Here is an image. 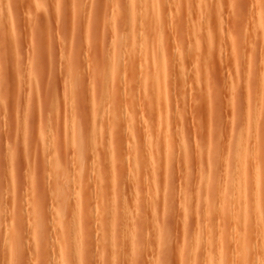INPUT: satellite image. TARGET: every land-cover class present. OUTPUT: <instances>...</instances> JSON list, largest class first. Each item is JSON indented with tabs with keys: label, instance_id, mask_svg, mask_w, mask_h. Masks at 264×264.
<instances>
[{
	"label": "rangeland",
	"instance_id": "374dc122",
	"mask_svg": "<svg viewBox=\"0 0 264 264\" xmlns=\"http://www.w3.org/2000/svg\"><path fill=\"white\" fill-rule=\"evenodd\" d=\"M131 1L0 0V264H264V0Z\"/></svg>",
	"mask_w": 264,
	"mask_h": 264
},
{
	"label": "bare ground",
	"instance_id": "6f19581e",
	"mask_svg": "<svg viewBox=\"0 0 264 264\" xmlns=\"http://www.w3.org/2000/svg\"><path fill=\"white\" fill-rule=\"evenodd\" d=\"M137 1V3H138V6L137 7H135V8H133L132 10H126L127 8L125 7V10L123 11V20H125L126 22H128V24H130L132 21H134V19H135V17H137V20L139 19V17H142L143 16V12H144V10H146V7H147V5L148 4H150V6H151V16H152V18L153 19H159V16L161 15V11H160V5H159V3H158V1L157 0H151V3H150V1H148L147 3H146V0H136ZM198 1V3H199V5H201V6H203L205 3H204V1L205 0H195L194 2H197ZM131 2H133V0L131 1ZM166 2V1H165ZM111 3V2H110ZM112 3H113V1H112ZM111 3V4H112ZM136 3V2H135ZM197 3V4H198ZM127 4V3H126ZM125 4V5H126ZM134 4V3H133ZM113 5V4H112ZM111 5V6H112ZM193 5V4H192ZM194 5H195V3H194ZM199 5H197V6H199ZM149 6V5H148ZM127 7H128V5H127ZM192 7H194V6H192ZM145 8V9H144ZM199 8V7H198ZM0 9H2V8H0ZM108 9V8H107ZM124 9V8H123ZM148 9V8H147ZM3 10V9H2ZM149 10V9H148ZM196 10V9H195ZM147 11V10H146ZM146 11H145V14H146ZM3 12V11H2ZM1 12V13H2ZM0 13V14H1ZM141 14H142V16H141ZM150 14V13H149ZM1 15H3V14H1ZM0 15V16H1ZM139 16V17H138ZM2 17V16H1ZM113 17V16H112ZM111 17V19L110 20H113V18ZM110 18V17H109ZM139 21H141V20H139ZM144 21V20H143ZM120 23V22H119ZM144 26V25H143ZM14 28V27H13ZM125 28V27H124ZM123 28V29H124ZM141 30V29H140ZM127 34V33H126ZM126 34H124V36H125V38H129V36L131 37L132 35H129L128 34V36L126 35ZM133 38H134V36H133ZM142 38V37H141ZM120 39H121V36H120V38H119V41H120ZM123 40H124V38H122ZM121 39V40H122ZM152 40V39H151ZM161 40V39H160ZM57 41V40H56ZM123 44V43H122ZM154 59V58H153ZM162 61H165V59H161ZM115 61V60H114ZM155 62H156V59H154V68L156 67V65H155ZM116 65V64H115ZM143 64H141V66H142ZM110 66V65H109ZM107 68V67H106ZM139 68H141V67H139ZM120 66L117 68V69H114V70H112L113 71V73H112V71L111 70H109V69H105L106 71H104L105 72V75H104V78L103 79H105V78H108L107 77V75H109V74H111V75H109L110 77V79L112 80V79H115V77L117 78L118 77V79H119V74L121 73V75H122V72H120ZM123 69V68H122ZM109 70V72H108V74H107V71ZM142 70V69H141ZM111 71V72H110ZM145 73V72H144ZM143 73V74H144ZM114 77V78H113ZM122 77V76H121ZM105 81V80H104ZM103 81V82H104ZM110 81V80H109ZM119 81V80H118ZM106 82V81H105ZM122 83V82H121ZM104 85V84H103ZM108 88V87H107ZM122 88V87H121ZM101 89H102V87H101ZM109 89V88H108ZM118 90H119V88H118ZM103 91V90H102ZM108 93V92H107ZM110 112V111H109ZM113 114V113H112ZM55 115H56V113H55ZM95 116V115H94ZM111 119H113V118H111ZM49 120V119H48ZM117 122H119V121H117V120H115V119H113L112 121H111V123L109 124V126L114 130V132L115 131H117V129L119 128V126H118V123ZM50 125V124H49ZM59 125V124H58ZM50 126H48V128H49ZM110 127H109V129H110ZM51 128V127H50ZM47 129V128H46ZM102 129V128H101ZM100 129V130H101ZM105 129H107L108 130V127L107 128H105ZM111 129V130H112ZM107 130H105V131H107ZM123 133V132H122ZM54 134V133H53ZM51 135V134H50ZM44 136V135H43ZM46 137L45 138H48V136H49V134H46L45 135ZM49 139H51V138H49ZM48 140V139H47ZM45 142H47V141H45ZM48 143V142H47ZM113 144V143H112ZM48 145V144H47ZM50 145V144H49ZM49 148H51V147H49ZM108 150L106 151V153H108L109 155L108 156H110L111 154L113 155V153H114V147H113V145H110V147L108 146ZM47 151V150H46ZM50 151V150H49ZM51 152H49V154H50ZM9 154V153H8ZM55 154V153H54ZM10 156V155H9ZM55 157V156H54ZM111 157V156H110ZM47 158H48V156H47ZM112 158V157H111ZM12 159V158H11ZM55 159H56V157H55ZM54 159V160H55ZM113 160V159H112ZM163 160V159H162ZM56 164V163H55ZM160 164V163H159ZM5 166L6 165H4V168H5ZM54 166H56V165H54ZM59 166V165H58ZM138 168V167H137ZM256 169H257V167H256ZM256 169L254 168V170L256 171ZM260 169V168H259ZM5 170H6V168H5ZM7 170H8V168H7ZM138 170V169H137ZM244 170H245V168H244ZM258 170V169H257ZM8 172H10L9 170H8ZM241 172V171H240ZM256 174H257V172H255ZM6 174H7V172H6ZM133 175V174H132ZM7 176H8V174H7ZM62 176V175H61ZM107 177V176H106ZM252 177H253V175H252ZM8 178V177H7ZM149 178H150V176H149ZM6 179V178H5ZM6 181H7V179H6ZM8 183L7 184H4V186L5 185H9V182L10 181H7ZM104 182V181H103ZM126 182H128L129 183V181H126ZM236 182H238V180H236ZM6 183V182H5ZM81 183V182H80ZM108 184V183H107ZM238 184H239V182H238ZM79 185V184H78ZM98 186V185H97ZM147 186V185H146ZM81 187V186H80ZM80 187H79V189H80ZM96 187V186H95ZM102 188V187H101ZM107 188V187H106ZM147 188V187H146ZM1 189V188H0ZM3 189V188H2ZM123 189V188H122ZM89 190V189H88ZM9 191V190H8ZM146 191H148V190H146ZM144 192L145 193V195H147L149 192ZM6 192V191H5ZM10 192V191H9ZM23 192V191H22ZM143 193V194H144ZM147 193V194H146ZM4 194V193H3ZM7 195V194H6ZM11 195V194H10ZM149 195V194H148ZM8 196V195H7ZM7 196H6V198L5 199H7ZM136 196V195H135ZM144 197H146V196H144ZM9 199V198H8ZM68 199H70V197L68 198ZM61 200H63L62 198H61ZM5 201H7V200H5ZM145 202L147 201V200H144ZM59 202V201H58ZM4 203V202H3ZM8 203V202H7ZM6 203V204H7ZM51 203V202H50ZM5 204V205H6ZM9 204V203H8ZM54 204V203H53ZM77 204H79V203H77ZM146 204V203H145ZM148 204V203H147ZM5 205H3L4 207H5ZM9 205H11V204H9ZM90 205V204H89ZM88 205V206H89ZM6 206H8V205H6ZM11 207V206H10ZM60 207V206H59ZM147 207V206H146ZM7 208V207H6ZM8 208H9V206H8ZM7 208V209H8ZM24 209V208H23ZM9 210H10V208H9ZM58 210V209H57ZM59 210H60V208H59ZM122 211V210H121ZM6 212V211H5ZM28 212V211H27ZM7 215V214H6ZM74 218V217H73ZM129 226V225H128ZM76 233V232H75ZM70 237H72V236H70ZM80 238V237H79ZM134 242V241H133ZM74 244V243H73ZM76 244V243H75ZM78 245H80V244H78ZM78 245H76V246H78ZM99 247V246H98ZM80 248V247H79ZM79 248H75L72 252H76L77 254H78V252L80 253V251H79ZM100 249V248H99ZM83 250V249H82ZM60 253V252H59ZM64 253V252H63ZM219 253V252H218ZM61 254V253H60ZM76 254V255H77ZM220 254L221 253H219V257L218 256H216V257H218V258H221L222 259V256H220ZM72 255H73V253H72ZM222 255V254H221ZM78 257H77V260L80 262V260H81V257H80V255L78 254L77 255ZM59 257H61V256H59ZM80 257V258H79ZM61 258H63V257H61ZM79 258V259H78ZM83 258V257H82ZM115 258V257H114ZM214 258V257H213ZM224 258H225V256H224ZM242 258H244V255H243V257ZM75 259H76V257H75ZM215 259V258H214ZM240 259V258H239ZM211 260V259H210ZM210 260H209V262H210ZM219 260V259H218ZM225 260V259H224ZM244 260V259H243ZM82 261V260H81ZM212 261H213V259H212ZM212 261H211V264H212ZM215 261H216V259L214 260V262H213V264L215 263ZM221 261V260H220ZM220 261H218L217 263L219 264V262ZM223 261V260H222ZM229 261V260H228ZM235 261V260H234ZM245 261V260H244ZM244 261L242 262V263H244ZM59 262V261H58ZM61 262V261H60ZM231 262V260L229 261V263ZM239 262H240V260H239ZM238 262V263H239ZM61 263H63V262H61ZM217 263H215V264H217ZM223 263V262H222ZM221 263V264H222ZM234 263V262H233ZM59 264V263H58ZM80 264H81V262H80Z\"/></svg>",
	"mask_w": 264,
	"mask_h": 264
}]
</instances>
